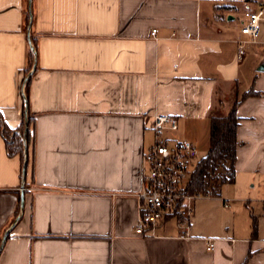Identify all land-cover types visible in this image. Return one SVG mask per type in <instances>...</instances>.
<instances>
[{
    "label": "crops",
    "instance_id": "0c3cea01",
    "mask_svg": "<svg viewBox=\"0 0 264 264\" xmlns=\"http://www.w3.org/2000/svg\"><path fill=\"white\" fill-rule=\"evenodd\" d=\"M27 9L0 0V116L16 130L25 96L33 116L24 185L0 133V244L18 218L0 264H264V0H32L30 38ZM234 103L232 183L193 203L186 237L172 220L134 234L154 114L204 155Z\"/></svg>",
    "mask_w": 264,
    "mask_h": 264
},
{
    "label": "built area",
    "instance_id": "2783aa9c",
    "mask_svg": "<svg viewBox=\"0 0 264 264\" xmlns=\"http://www.w3.org/2000/svg\"><path fill=\"white\" fill-rule=\"evenodd\" d=\"M263 19V10L245 14V22L238 30L236 57L244 55V47L256 42L258 25ZM152 30L151 37H156ZM24 94V93H23ZM152 130L154 143L142 158V191L138 195V217L134 234L154 237L156 229L166 220H172L183 237L187 236L193 203L204 198L198 193H189L187 182L197 156L196 148L187 141H174L164 133L176 130L172 116L154 114ZM264 187V178L262 180ZM228 209L229 205L225 204ZM264 213V204H263ZM211 244L208 243V249Z\"/></svg>",
    "mask_w": 264,
    "mask_h": 264
},
{
    "label": "trees",
    "instance_id": "16d2710c",
    "mask_svg": "<svg viewBox=\"0 0 264 264\" xmlns=\"http://www.w3.org/2000/svg\"><path fill=\"white\" fill-rule=\"evenodd\" d=\"M28 21L29 12L27 9L24 15V25L26 31ZM32 64L33 54L30 49L28 54V65L24 72L25 77L31 70ZM28 84L29 80L25 84V91L28 87ZM236 104L237 103L233 104L226 116L212 117L210 119L208 149L203 157L195 162L194 167L190 172L187 182V190L189 193H198L203 197H216L222 185L232 183L234 170V152L237 145L234 135L236 127L238 126V119L234 113ZM27 118L28 126L26 128L27 132L25 140L28 149L32 138L31 126L33 124V116L29 113V111ZM24 130V109L22 111L21 123L16 130L9 129L0 116V133L5 141L6 154L8 157H19L21 163V171L24 159ZM28 164L29 156L27 159V168ZM251 230L254 233V222H252L251 224Z\"/></svg>",
    "mask_w": 264,
    "mask_h": 264
},
{
    "label": "water",
    "instance_id": "95a60500",
    "mask_svg": "<svg viewBox=\"0 0 264 264\" xmlns=\"http://www.w3.org/2000/svg\"><path fill=\"white\" fill-rule=\"evenodd\" d=\"M31 9H32V0H28V12H29V21H28V26H27V36H28V38H30L31 23H32V10ZM30 49H31L32 54H33V64H32L31 70L26 75V77H25V79L23 81V88L25 87L26 82L31 78V75L35 71V67H36V53H35L34 48L31 45V43H30ZM24 102H25V105H24V111H25V130H24V141H23V143H24V159H23V167H22V174H21V176H22V185H24L23 182H24L25 175H26L27 159H28V149H27V143H26V140H25L26 132H27L26 128L28 126V118H27V115H28V106H27V100L25 99V97H24ZM21 199H22V197H21ZM22 204H23V201L21 200L20 213L22 212ZM17 222H18V218L12 223V225L5 232V234H4V236H3L2 240H1L0 251H1V248L3 247V244H4L5 240H6V237H7L8 233H9V231L11 230V227H13Z\"/></svg>",
    "mask_w": 264,
    "mask_h": 264
},
{
    "label": "rangeland",
    "instance_id": "374dc122",
    "mask_svg": "<svg viewBox=\"0 0 264 264\" xmlns=\"http://www.w3.org/2000/svg\"><path fill=\"white\" fill-rule=\"evenodd\" d=\"M201 157H203V154L202 153H197V156H196V158H195V162L197 161V160H199Z\"/></svg>",
    "mask_w": 264,
    "mask_h": 264
}]
</instances>
